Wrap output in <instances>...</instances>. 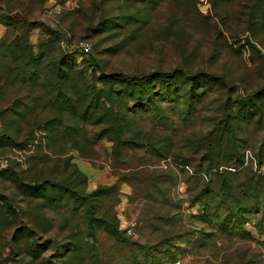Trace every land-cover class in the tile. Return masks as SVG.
I'll return each instance as SVG.
<instances>
[{
	"label": "rangeland",
	"instance_id": "rangeland-1",
	"mask_svg": "<svg viewBox=\"0 0 264 264\" xmlns=\"http://www.w3.org/2000/svg\"><path fill=\"white\" fill-rule=\"evenodd\" d=\"M0 264H264V0H0Z\"/></svg>",
	"mask_w": 264,
	"mask_h": 264
},
{
	"label": "trees",
	"instance_id": "trees-1",
	"mask_svg": "<svg viewBox=\"0 0 264 264\" xmlns=\"http://www.w3.org/2000/svg\"><path fill=\"white\" fill-rule=\"evenodd\" d=\"M83 54H85V55H88L87 53H84V52H82ZM89 54H91V53H89ZM44 56L45 55H42L41 56V59H44ZM59 60L61 61V63H67L68 62V59H67V57L65 56V55H60V57H59ZM166 73H161V76L159 77V78H161L162 80H164V81H166V82H170L169 80H166V75H165ZM171 77L172 78H175L176 79V77H177V75H176V72H174L173 74H171ZM132 79L131 80H133L135 83L134 84H136V83H143V84H146V83H144V81H145V79L147 78V77H143V76H132L131 77ZM149 78V81L148 82H152L153 80H154V78L152 79V77H148ZM174 79V80H175ZM190 79L192 80V81H196V77L195 76H192V77H190ZM133 83V82H132ZM137 85V84H136ZM167 85H169L168 83H167ZM157 91H152V92H147L146 93V95H147V98H150L151 97V94H155ZM243 101H245V102H247V99H244ZM134 104H136L135 103V101H134Z\"/></svg>",
	"mask_w": 264,
	"mask_h": 264
},
{
	"label": "built area",
	"instance_id": "built-area-1",
	"mask_svg": "<svg viewBox=\"0 0 264 264\" xmlns=\"http://www.w3.org/2000/svg\"><path fill=\"white\" fill-rule=\"evenodd\" d=\"M78 48H80L81 52H84L87 54H89L91 50V46L85 42H80L78 45Z\"/></svg>",
	"mask_w": 264,
	"mask_h": 264
}]
</instances>
